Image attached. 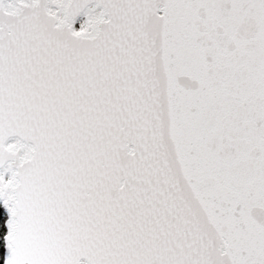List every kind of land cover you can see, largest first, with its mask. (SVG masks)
<instances>
[{
  "label": "snow or ice",
  "instance_id": "obj_1",
  "mask_svg": "<svg viewBox=\"0 0 264 264\" xmlns=\"http://www.w3.org/2000/svg\"><path fill=\"white\" fill-rule=\"evenodd\" d=\"M4 264H264V0H0Z\"/></svg>",
  "mask_w": 264,
  "mask_h": 264
},
{
  "label": "trees",
  "instance_id": "obj_2",
  "mask_svg": "<svg viewBox=\"0 0 264 264\" xmlns=\"http://www.w3.org/2000/svg\"><path fill=\"white\" fill-rule=\"evenodd\" d=\"M6 216L4 215V209L0 206V264H4L5 256H6V248L4 236L7 232L4 221L6 220Z\"/></svg>",
  "mask_w": 264,
  "mask_h": 264
}]
</instances>
